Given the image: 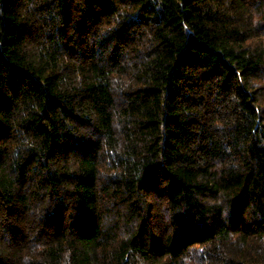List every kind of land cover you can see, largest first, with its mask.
Segmentation results:
<instances>
[{"label":"trees","instance_id":"trees-1","mask_svg":"<svg viewBox=\"0 0 264 264\" xmlns=\"http://www.w3.org/2000/svg\"><path fill=\"white\" fill-rule=\"evenodd\" d=\"M0 264H264V0H0Z\"/></svg>","mask_w":264,"mask_h":264}]
</instances>
